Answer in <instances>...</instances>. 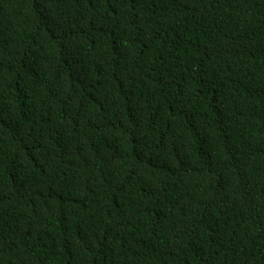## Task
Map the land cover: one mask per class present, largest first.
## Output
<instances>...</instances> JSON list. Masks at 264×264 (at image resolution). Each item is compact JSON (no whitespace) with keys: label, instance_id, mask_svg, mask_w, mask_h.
I'll use <instances>...</instances> for the list:
<instances>
[{"label":"trees","instance_id":"1","mask_svg":"<svg viewBox=\"0 0 264 264\" xmlns=\"http://www.w3.org/2000/svg\"><path fill=\"white\" fill-rule=\"evenodd\" d=\"M0 264H264V0H0Z\"/></svg>","mask_w":264,"mask_h":264}]
</instances>
